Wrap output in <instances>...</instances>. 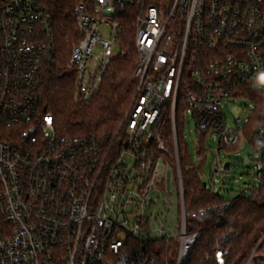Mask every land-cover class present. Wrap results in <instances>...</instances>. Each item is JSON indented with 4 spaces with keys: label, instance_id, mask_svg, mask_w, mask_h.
Listing matches in <instances>:
<instances>
[{
    "label": "built area",
    "instance_id": "built-area-1",
    "mask_svg": "<svg viewBox=\"0 0 264 264\" xmlns=\"http://www.w3.org/2000/svg\"><path fill=\"white\" fill-rule=\"evenodd\" d=\"M46 1L0 0V264H154L151 243L173 239L183 264L201 233L186 232L179 100L198 135L197 162L208 157L200 140H216L205 186L220 193L223 153L243 140L258 183L241 193L257 196L264 185V114L252 127L258 100L246 91L264 93V0L80 1V39L67 61L75 102L91 103L125 54L126 16L138 53L131 101L116 131L103 136L61 133L42 106L56 63ZM240 98L254 109L231 121L225 108ZM263 243L264 235L247 264ZM227 254L219 248L217 262Z\"/></svg>",
    "mask_w": 264,
    "mask_h": 264
},
{
    "label": "trees",
    "instance_id": "trees-1",
    "mask_svg": "<svg viewBox=\"0 0 264 264\" xmlns=\"http://www.w3.org/2000/svg\"><path fill=\"white\" fill-rule=\"evenodd\" d=\"M82 0H47L46 5L53 20L56 40V63L48 74L43 87L42 106L53 114L56 127L66 134L108 135L116 131L122 115L127 109L134 93L133 74L137 65L138 53L133 41V24L126 16L123 45L125 54L115 57L108 68L100 90L88 105L75 102V78L67 69V61L73 46L80 39L74 19V7ZM252 100H258L257 115L251 119L252 127L263 119L264 93L246 90ZM183 109L177 107L178 143L181 151V168L184 182V203L187 214L186 232H200V237L190 249L183 264H219L216 253L219 248L228 251L223 264H247L260 236L264 235V185L257 196L238 194L231 200L232 205L214 210L225 200L205 186L203 174L207 157L194 162L185 147ZM162 131L171 132V114L162 118ZM205 139L199 143V153L206 149ZM205 215L192 217L199 209H208ZM221 213V214H220ZM264 243L259 247L263 249ZM154 264H176L179 240L167 243H151Z\"/></svg>",
    "mask_w": 264,
    "mask_h": 264
},
{
    "label": "rangeland",
    "instance_id": "rangeland-1",
    "mask_svg": "<svg viewBox=\"0 0 264 264\" xmlns=\"http://www.w3.org/2000/svg\"><path fill=\"white\" fill-rule=\"evenodd\" d=\"M251 109V110H250ZM254 109L253 103L246 99H238L235 103L229 104V108H225L229 120L233 121L237 117H242L246 111H248L247 117H250L252 110ZM183 128V136L185 147H189V151L194 162L199 160V156L196 154V148L198 147V135L194 129L193 123H188L185 120ZM244 144V145H243ZM216 140L211 139L206 141V149L208 151V157L206 161L205 171L210 173V167L213 161L214 148ZM242 148V149H241ZM253 149L244 140L241 141L240 148H230L223 153V160L230 162L231 167L229 171H223L217 178L216 189L220 191L221 196L224 199H232L242 191H248L250 187L258 183L255 178L256 168L258 163L254 161ZM209 176L204 178V181H208ZM166 225H162V229H165ZM152 237H160L159 231H155ZM262 239L260 236L258 242ZM264 254V247L260 250ZM254 264V263H253ZM260 264H264L260 263Z\"/></svg>",
    "mask_w": 264,
    "mask_h": 264
},
{
    "label": "water",
    "instance_id": "water-1",
    "mask_svg": "<svg viewBox=\"0 0 264 264\" xmlns=\"http://www.w3.org/2000/svg\"><path fill=\"white\" fill-rule=\"evenodd\" d=\"M46 109V108H45ZM230 170V162H226L224 164V171H229ZM264 262V254L260 253L255 255L252 260L248 264H260Z\"/></svg>",
    "mask_w": 264,
    "mask_h": 264
}]
</instances>
